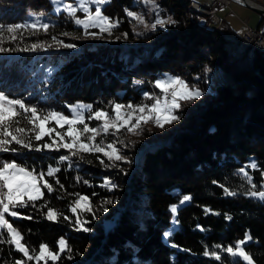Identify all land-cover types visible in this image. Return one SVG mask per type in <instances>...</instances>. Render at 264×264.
<instances>
[{
  "label": "trees",
  "instance_id": "obj_1",
  "mask_svg": "<svg viewBox=\"0 0 264 264\" xmlns=\"http://www.w3.org/2000/svg\"><path fill=\"white\" fill-rule=\"evenodd\" d=\"M189 1L158 0L160 13L171 16L175 23L164 28L157 26L154 31L147 28L144 35L131 33L140 40L156 41L131 40L133 43L116 42L113 38V41L73 40L62 33L78 35L80 26L64 11H54L49 0H0V27L4 34H8V25L21 24L26 10L43 13L50 26L43 34L18 30L15 41L5 39L0 46L24 47L26 40L38 36L46 42L56 36L64 43L76 45L75 48L52 47L47 51L0 53V91L11 98H22L44 112L56 110L68 116L71 115L68 105L78 102L110 114V102L139 104L144 99L145 103H151L143 93L159 95L154 86L157 76L163 72L181 74V69L186 74L201 65L205 57L202 51L209 50L212 38H219L216 30L209 28L206 18L205 25H199L193 18L186 19ZM133 8L132 0H109L102 6V12L120 21L114 30L121 29L130 35L125 10ZM257 23L261 25L263 19ZM198 27L203 28V33L198 32ZM190 58L195 63L189 62ZM235 78L240 82L237 91L223 87L210 93L203 88L202 103L175 111L181 117L179 121L164 128L154 123L152 127L144 126L145 139L134 144L136 158L131 171L104 167L101 160L105 164L109 161L101 153H82L83 159L72 156L63 162L59 157L69 155L66 149L0 153V159H16L38 172H46L49 166L60 169L55 178L45 177L53 185V192L42 189L44 196L36 201L35 207L17 209L31 219L6 218L22 232L23 242L33 249L38 250L43 242L57 251L56 242L64 237L72 252L62 253L56 264H246L221 250L242 239L245 232L251 236L245 250L252 255L253 264H264V200L244 195L251 185L239 172L244 167L260 190L264 183L261 176L264 50L256 49L251 68ZM84 114L87 117L90 112L86 110ZM86 122L90 127L98 123ZM20 126L25 125L22 122ZM110 136L114 135L109 133L106 142ZM44 141L50 142L49 137H44ZM253 160L257 169L245 167ZM101 174L126 184L123 206H115L109 218L98 210H94L95 219L93 213H81V219L88 221L85 226L91 230L78 231L76 214L69 209L76 198L74 194L88 196L92 205L109 206L103 204L111 199V192L101 187ZM57 179L60 184H56ZM224 188L237 194L228 195ZM184 194L192 198L179 205L173 217L170 205L179 204ZM45 201L63 214L57 221L45 218L43 213L47 208L42 207ZM205 208L212 211L205 212ZM168 229L174 231L166 240L163 233ZM0 238L7 239L6 231L0 232ZM216 245H221V249H216ZM206 249L220 252L221 260L203 255ZM22 255L0 239V264H14Z\"/></svg>",
  "mask_w": 264,
  "mask_h": 264
},
{
  "label": "snow or ice",
  "instance_id": "obj_2",
  "mask_svg": "<svg viewBox=\"0 0 264 264\" xmlns=\"http://www.w3.org/2000/svg\"><path fill=\"white\" fill-rule=\"evenodd\" d=\"M109 0H74V3H62V0H52L53 4L60 5L55 11H64L72 22L84 30L86 38H101V34L108 33L111 35L112 31L119 27L120 21L111 19L109 16L102 12V6L107 4ZM153 4L156 11L155 22L151 25H146V28L156 30L157 26L164 28L167 24L175 23L171 19L164 20L160 17L158 5L155 0H149ZM90 5H95L93 11ZM83 13V16H78L77 12ZM128 17L133 18L138 24H145V18L133 11L125 10ZM43 15V14H41ZM48 23H42L40 17L35 18L32 23L24 24H11L7 26V37L4 35V30L0 27V45L4 40L15 41L20 29H32L34 32L44 31L49 29ZM99 29L98 32L90 31V29ZM64 36L70 35L69 33H62ZM137 35H144V33H137ZM127 38V33L124 34ZM75 48V44L64 43L63 40L53 36L51 43L41 41L25 45L24 47H3L0 46V53L9 52H35L38 50H47L48 48ZM137 83H140L139 81ZM155 88L160 89L161 95L155 93L144 92V97L151 101V103H140L127 105L110 102L111 114L102 109L92 110V105H85L77 103L68 105L71 115H65L61 111L49 110L42 111L37 106L26 103L22 98H11L4 91H0V153H19L22 149L44 151V150H68L69 155L59 157V161H68L72 156H80L83 159L82 153H101L107 158L109 163L105 164L101 160L104 167H118L116 162L122 161L131 163L128 158L121 154L120 149L116 146L117 141L105 143L104 139H97L111 133L118 135L122 129H126L129 133L139 134L143 124L152 122L159 128H164L175 121L180 120V116L175 114V111L182 107L181 101L191 102L199 99L203 93L195 85L190 86L185 79L180 75L163 74L161 78L154 81ZM89 111L90 115L85 117V111ZM98 121L96 127H90L86 121ZM25 126H20L21 123ZM54 122V126H53ZM82 125V127H79ZM66 127V131L63 129ZM53 134H55L53 136ZM49 137L50 142L44 141V137ZM41 142L42 143H33ZM123 143V141H119ZM18 145L19 148L13 146ZM97 159H100L97 156ZM245 167L257 169L258 165L253 160ZM58 167L49 166L46 172H38L35 168H30L25 164L18 163L16 159H0V232L6 230L7 239H2L4 243L11 244L15 247L16 251L22 253V258L16 259L14 264H56L61 259L64 252L71 253L72 248L69 246L68 241L64 237H60L56 246L57 251H52L48 244L40 243L38 250L30 248L24 241L22 232L14 226L6 217H18L31 219V216L24 217L17 209H26L29 205L35 207L36 201L41 200L44 196L42 189H46L49 193L54 191L53 185L45 177L55 178L56 173L59 172ZM239 172L246 179L247 183L251 185L250 188L244 193L246 196L257 197L264 200V183L260 185V190H257V185L253 183L252 177L242 167ZM264 177V171L261 172ZM56 184H60L57 179ZM88 183L87 180L84 181ZM215 183V181L213 182ZM63 188V185H60ZM101 187L108 188L109 191L117 187L109 179H105ZM223 187V185H221ZM225 193L228 195H236L234 191L224 188ZM76 199L69 205L72 213L76 214L75 224L78 231L88 232L91 229L86 227L88 221L81 219V213H93L95 219L94 209L88 196L79 193L74 194ZM95 195V193H93ZM189 194L180 196L179 204L170 205V211L173 217L178 212L179 205L191 200ZM114 203L112 200H105L103 204ZM42 207H46L47 211L44 214L45 218L49 221H57L58 217L63 215L58 210L48 206L47 201L44 202ZM108 209L105 207L104 211ZM205 212L212 211L209 208L204 209ZM218 214V213H217ZM67 219V217H64ZM226 219H231L226 216ZM175 219L173 224H175ZM197 227H200L197 225ZM174 229L165 230L163 233L164 238L167 240L172 236ZM251 240L249 233L245 232L242 239H237L234 244L221 249V245H216V249H221L234 258V260L242 259L246 264H253L252 255L245 250V245ZM205 256L214 257L216 260H221L220 252L216 250L206 249L203 253ZM71 259V255L68 256Z\"/></svg>",
  "mask_w": 264,
  "mask_h": 264
},
{
  "label": "rangeland",
  "instance_id": "obj_3",
  "mask_svg": "<svg viewBox=\"0 0 264 264\" xmlns=\"http://www.w3.org/2000/svg\"><path fill=\"white\" fill-rule=\"evenodd\" d=\"M49 1L52 3V0H49ZM249 1L264 8V0H249ZM132 2L134 5V8L131 11L144 16L145 24H138L133 18L129 17L127 22H128V31L130 35H128L127 33V38H125L124 35H121V34H124L123 31H121V29L117 31L113 30L111 35H109L108 33H103L101 34V38H86L84 36V30L82 27H80L81 29L78 35L70 34L67 37H70L73 40H89V41H100V40L110 41L111 40L113 41V39H116V42H121V40H125V41L134 40L135 42L138 41L140 43H156L154 39L151 41H148L146 38H141L140 40L136 36L133 37L134 36L133 34L131 35V33L136 34V33L146 32L147 30L146 25H151L152 23H154L155 18H156V11L153 8V4L150 3L149 0H132ZM62 3H74V0H62ZM155 4L158 5V0H155ZM191 4L194 6L192 7ZM195 5L200 6L201 10L197 9ZM57 7L62 8V4L57 5V4L52 3V9L54 11ZM90 7H94L91 9L93 11L95 10V5H90ZM189 7L191 8V10ZM158 8H160L159 5H158ZM186 8H187L186 14L188 16L186 17L187 20H190L193 18V20L196 19L199 25L201 24L205 25L206 22L204 21V19L206 18L209 22V25H208L209 28L215 29L219 38L217 37V38L211 39V42L209 43V47H208L209 50H206V51H202V49L200 50L203 52V55L205 56L203 58L201 65H197V67H194L192 70H189L186 74H184V69H181L183 71V73L181 74H172L168 72H163L161 75L157 76L155 80L157 78H161L163 74L167 73L171 75H180L183 79L186 77L190 78L191 80L186 81V82L190 86L195 85L201 91L206 89L208 92L212 93V92H215L217 88H223V87H230L233 92L237 91L240 85V82L236 80L235 78L236 74L248 71L251 68L252 58L254 56L255 50L256 49L264 50V47H263V43L254 44L252 40V36H250L249 40H251L250 42L254 46L253 49L252 48L250 49V52H252L250 62L247 59L246 60L236 59L233 51L229 50L227 46L228 40L224 38V35H226L224 32L235 35L237 38H241L245 36V34L249 36L254 33H257L261 35L264 41V33L260 31L261 25L264 24V17L245 6L235 3L233 0H190ZM206 10H211V11L209 12ZM159 13H160V10H159ZM189 13H191V16L192 15L193 16L189 17L190 16ZM41 14L43 13L26 10L24 19L22 20L21 24L32 23L37 17H40L42 23H46L45 15L44 14L41 15ZM77 15L82 17L83 13L81 15L79 14ZM160 17L164 20H168V18L171 16H167V15L164 16L160 13ZM260 18L263 19V23L258 26L257 22L260 20ZM197 29H198V32L203 33V28L198 27ZM20 30L22 33H25V32L27 33V31H33L31 29H20ZM90 31L98 32L99 29L92 28L90 29ZM40 34H43L42 30L40 31ZM4 35L7 37L10 34H4ZM121 36H123V38H121ZM39 37L40 36L36 38L31 37V39L26 40L24 43H26V45H30L32 43L43 41ZM134 41H131V42L135 43ZM176 41L179 42L178 39H176ZM48 42L51 43V41H48ZM47 50H38V51H47ZM203 50H205V48ZM179 52H180V49L178 53ZM190 61L195 63L194 59L190 58L189 62ZM158 90L160 91V89ZM159 95H161V93H159ZM204 100H205L204 97L201 96L197 100H194L191 102L181 101L180 103L182 107L184 108L185 107L193 108L195 106L194 104L196 103L200 104ZM140 103H145V100L142 99ZM98 123L96 124V126L98 125ZM152 124H153L152 122L143 124L139 131V134L129 133L126 129H122L118 135L110 136L109 137L110 141L108 142H106L105 140L107 135L104 136L102 134L101 137L97 138L98 140L101 138L104 139L105 143L117 141L116 146L120 149L121 154L125 155L128 158V160L131 161V163H126L122 161L116 162L119 166L115 168H119L122 171H125V170L131 171L133 162L135 161V158H136L134 144L140 141L142 142L145 139V136H144V132L146 129L145 127H152L153 126ZM119 141H123V143H119ZM100 177H101V183H100L101 185L103 184V181L106 178L109 179L112 183L117 185L115 189L110 191L111 199L109 200L114 201V203H110L109 206L106 207L108 209L107 211H104V207L98 206L96 204L92 205L94 210H98L101 214L105 213L106 217L109 218V216L111 215L110 214L111 210L114 209L115 206H123V195H124V190L126 188V184L121 180L111 178L107 175L101 174ZM106 189L109 190L108 188Z\"/></svg>",
  "mask_w": 264,
  "mask_h": 264
},
{
  "label": "built area",
  "instance_id": "obj_4",
  "mask_svg": "<svg viewBox=\"0 0 264 264\" xmlns=\"http://www.w3.org/2000/svg\"><path fill=\"white\" fill-rule=\"evenodd\" d=\"M200 10H201V7H200ZM206 11L210 12L211 10H206ZM225 34H226L225 35L226 38L228 39V48H229V50L235 51L236 59H247L250 62V59L252 56V52H250V49L254 48V46L250 42L251 40H249L250 36H252V40H253L254 44H262L263 43V47H264L263 38L261 37V35H259L257 33H254V34L249 35V36H247L245 34V36H243L241 38H237L235 35H232V34L227 33V32H225ZM246 36H247V38H246ZM232 38H235V39L231 40Z\"/></svg>",
  "mask_w": 264,
  "mask_h": 264
},
{
  "label": "water",
  "instance_id": "obj_5",
  "mask_svg": "<svg viewBox=\"0 0 264 264\" xmlns=\"http://www.w3.org/2000/svg\"><path fill=\"white\" fill-rule=\"evenodd\" d=\"M235 3L245 6L254 12L258 13L259 15L264 17V8L258 6L257 4L252 3L249 0H233ZM260 31L264 33V24L261 25Z\"/></svg>",
  "mask_w": 264,
  "mask_h": 264
},
{
  "label": "bare ground",
  "instance_id": "obj_6",
  "mask_svg": "<svg viewBox=\"0 0 264 264\" xmlns=\"http://www.w3.org/2000/svg\"><path fill=\"white\" fill-rule=\"evenodd\" d=\"M191 6L193 7L194 5H192L191 4ZM195 7L197 8V9H199L200 10V7L198 6V5H195ZM191 9V8H190ZM225 33V32H224ZM224 38L226 39V40H228L227 38H226V36L224 35ZM235 38H232L231 40H234ZM231 42V41H230ZM227 46H228V41H227ZM233 51V53L235 54V51L234 50H232ZM235 56V55H234ZM235 60V59H234ZM243 60H246V59H243ZM237 64V63H236ZM247 64H249V63H247Z\"/></svg>",
  "mask_w": 264,
  "mask_h": 264
}]
</instances>
